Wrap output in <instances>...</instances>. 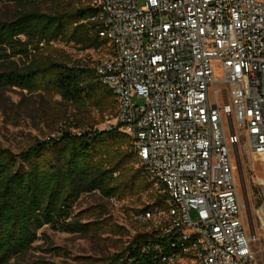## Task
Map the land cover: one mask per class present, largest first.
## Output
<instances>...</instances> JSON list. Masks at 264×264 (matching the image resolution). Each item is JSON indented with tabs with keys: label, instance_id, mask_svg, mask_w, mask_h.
<instances>
[{
	"label": "built area",
	"instance_id": "2783aa9c",
	"mask_svg": "<svg viewBox=\"0 0 264 264\" xmlns=\"http://www.w3.org/2000/svg\"><path fill=\"white\" fill-rule=\"evenodd\" d=\"M138 1L89 0L87 20L106 42L95 80L117 100L107 129L160 194L129 210L152 237L144 259L118 264H259L236 175L246 186L245 152L264 172V0ZM254 183L264 225V174Z\"/></svg>",
	"mask_w": 264,
	"mask_h": 264
},
{
	"label": "trees",
	"instance_id": "16d2710c",
	"mask_svg": "<svg viewBox=\"0 0 264 264\" xmlns=\"http://www.w3.org/2000/svg\"><path fill=\"white\" fill-rule=\"evenodd\" d=\"M12 1L36 7L0 18V90L19 88L59 97L75 114L55 136L36 140L19 152L0 145V264H18L15 258L44 238L40 230L46 226L120 236L110 262L85 257L81 264H118L126 254L144 259L142 248L151 234L138 232L121 247L129 230L112 222L107 208L98 205L76 212L85 194L127 200L150 190L142 166L136 167L130 136L120 126H89L92 110L103 118L115 117L114 92L95 80L92 67L52 45L59 41L82 50H103L106 42L87 21L93 14L89 0ZM49 2L57 4L51 11L44 7ZM152 198L160 202V194L154 192Z\"/></svg>",
	"mask_w": 264,
	"mask_h": 264
},
{
	"label": "rangeland",
	"instance_id": "374dc122",
	"mask_svg": "<svg viewBox=\"0 0 264 264\" xmlns=\"http://www.w3.org/2000/svg\"><path fill=\"white\" fill-rule=\"evenodd\" d=\"M139 6L142 0L138 1ZM57 4L49 2L44 6L51 11ZM35 4L29 2H16L12 0H0V18L9 19L20 10H33ZM52 45L68 53L73 61L83 65H88L94 70L96 62L105 55L103 50H82L72 44L64 42H54ZM221 78L222 75L218 74ZM134 103L142 104L144 99L134 97ZM75 110L73 107L60 101L59 97L50 98L41 92L29 93L19 88H10L0 90V145L8 147L15 152H19L36 140L48 139L55 136L62 127H68V118L73 119ZM67 121V122H66ZM114 122V117H105L96 110L91 111L89 126L99 129L108 128L110 123ZM132 143V141H131ZM133 150V148H131ZM134 152V150H133ZM135 153V152H134ZM137 159L136 167L141 164ZM243 170L248 172L247 184L245 186L248 192L251 206H248L247 196L243 191L240 178L237 173V184L241 189V194L245 200L244 217L253 214L255 218L253 205L258 202L256 195H252L254 189V179L264 174L260 163L256 161L249 153L242 154ZM150 185V184H149ZM155 190L150 185V190L127 200L118 199L116 204L112 200L104 198L99 192L85 194L76 206V212L89 207L101 205L108 210L107 217L112 222L125 226L129 230V235L123 236L121 247H125L130 240L138 233L146 231L145 223L130 220L128 218L132 208H140L144 205L152 204ZM195 217V214H194ZM44 232V238L35 242L34 248L25 254L15 258L18 264H81L82 258L90 257L97 261H103L111 257L118 251L113 244L118 243L115 240L120 236L112 234H82L68 233L60 230L50 229L48 226L40 230ZM260 240L254 239L252 243H259ZM110 261H107L108 263Z\"/></svg>",
	"mask_w": 264,
	"mask_h": 264
},
{
	"label": "crops",
	"instance_id": "0c3cea01",
	"mask_svg": "<svg viewBox=\"0 0 264 264\" xmlns=\"http://www.w3.org/2000/svg\"><path fill=\"white\" fill-rule=\"evenodd\" d=\"M262 201L259 200L257 202V204H261ZM249 218V222H248V225H249V230L251 232H256L257 234V238L260 240L259 243H252V248L253 250L255 251L256 253V256H257V260L259 262V264H264V225L260 224V222L256 219L251 220V215Z\"/></svg>",
	"mask_w": 264,
	"mask_h": 264
},
{
	"label": "water",
	"instance_id": "95a60500",
	"mask_svg": "<svg viewBox=\"0 0 264 264\" xmlns=\"http://www.w3.org/2000/svg\"><path fill=\"white\" fill-rule=\"evenodd\" d=\"M242 186H243V191H244V193L246 194V188H245L244 183H242Z\"/></svg>",
	"mask_w": 264,
	"mask_h": 264
}]
</instances>
